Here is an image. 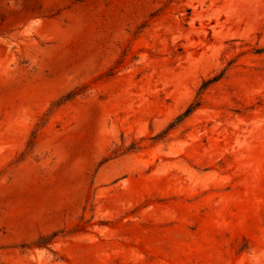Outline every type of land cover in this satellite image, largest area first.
<instances>
[{"label": "rangeland", "instance_id": "rangeland-1", "mask_svg": "<svg viewBox=\"0 0 264 264\" xmlns=\"http://www.w3.org/2000/svg\"><path fill=\"white\" fill-rule=\"evenodd\" d=\"M0 264H264V0H0Z\"/></svg>", "mask_w": 264, "mask_h": 264}]
</instances>
